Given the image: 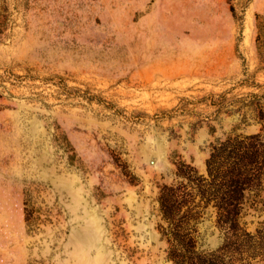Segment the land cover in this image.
<instances>
[{
    "label": "rangeland",
    "instance_id": "obj_1",
    "mask_svg": "<svg viewBox=\"0 0 264 264\" xmlns=\"http://www.w3.org/2000/svg\"><path fill=\"white\" fill-rule=\"evenodd\" d=\"M228 140L262 154L237 223L182 230L264 264V0H0V264L182 263L161 194Z\"/></svg>",
    "mask_w": 264,
    "mask_h": 264
},
{
    "label": "trees",
    "instance_id": "obj_2",
    "mask_svg": "<svg viewBox=\"0 0 264 264\" xmlns=\"http://www.w3.org/2000/svg\"><path fill=\"white\" fill-rule=\"evenodd\" d=\"M260 158L262 154L259 149L251 144L228 140L216 146L208 159V176L211 180L200 176L191 185L193 187L188 195L179 186L168 187L162 192V213L166 220L176 225L174 236L184 251L182 263L178 264H220L217 256L194 251L182 225L184 220L185 223L198 221L211 205L217 210L220 221L237 223L240 204L253 183V169Z\"/></svg>",
    "mask_w": 264,
    "mask_h": 264
}]
</instances>
